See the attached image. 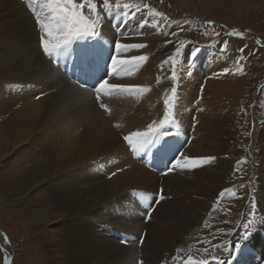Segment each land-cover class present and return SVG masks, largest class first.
Returning <instances> with one entry per match:
<instances>
[{"label": "bare ground", "instance_id": "bare-ground-1", "mask_svg": "<svg viewBox=\"0 0 264 264\" xmlns=\"http://www.w3.org/2000/svg\"><path fill=\"white\" fill-rule=\"evenodd\" d=\"M192 1L219 4L217 0H177L175 3L185 7ZM28 4L29 0H0V156L14 152L25 156V168L33 167L32 173L26 175L15 192H21L23 200L29 197L32 217L36 220L31 223V229H35L34 237L39 240L43 253L35 250L32 261L36 264H139L140 261L143 264H165L166 258L174 254L175 246H180V241L192 232L203 213L208 211L217 192L226 186L233 165L240 158L239 150L232 145L235 133L228 115L231 102L222 100L209 105L203 100L197 109L191 104L194 99L192 90L200 78L206 81V96L209 89L219 95L230 94L227 91L229 85L221 87L213 80L223 66L225 69L233 65L231 59L219 52L215 61L207 62L197 70L195 76L200 78L185 83L187 88L181 93L175 111L177 116H173L176 117L171 124L178 127L179 135L182 131H190L188 146L183 151L179 150L174 145L177 137L172 141L164 138L157 140L163 146L159 156L161 163L170 156L174 164L181 154L190 158L214 159L192 168L167 171L165 176L159 175L145 162L134 158L136 151L144 148L134 150L127 147L123 137L145 129L141 125L138 127L135 120L141 114L148 115L152 104L156 107L151 111L158 112L162 101L161 88L151 87L147 92L133 90L132 93L137 96L133 97L135 101L105 96L103 102L111 109L110 113H106L99 107L95 96L82 89L58 66L65 53L56 63L43 53L39 28ZM110 18L105 20L97 37L107 44L108 35H113L114 39V33L130 29V20L134 19L130 14V20L123 24L125 16ZM145 27L147 25L141 28L139 23L136 28L138 33L119 39L124 44H144L146 47L124 50L123 56L117 58L145 55L148 59L139 63L142 67L138 74H129L128 77L125 72H119V77H113L111 83L145 86L160 81L157 70L170 49L171 38L163 35L164 29L158 30L150 25L147 29ZM111 44L115 47L114 43ZM68 52L74 60L76 52L72 49ZM96 56L97 53H94L95 63ZM77 61L81 60L77 58ZM145 96L151 105L142 103L135 106L139 98ZM164 152L168 156L162 158ZM260 157L262 171L259 184L262 190L258 197L263 211L264 130L260 133ZM106 158L114 160L112 168L116 170L110 180L107 178L110 169L102 171L97 168ZM21 173L6 179L0 173L3 194L7 195L14 181L18 182L24 176ZM159 179H162L164 189L155 188ZM34 187H37L35 193L31 190ZM160 189L167 197L156 199L159 201L156 203L152 198L154 192H161ZM148 191L150 198L142 201L132 195L133 192ZM39 194L46 195L51 207L49 210L59 217L58 226L47 232L40 230L42 225L39 222H49L50 219L43 210L36 214L33 212L34 207H44ZM149 205L154 207L149 221L136 217L145 215ZM18 213L24 216L25 210ZM98 215L106 217V226L133 232L137 243L120 244L115 232L99 226L102 222L96 219ZM142 230H148L146 237L141 236ZM42 232L45 234L41 237ZM18 233L23 239L22 232L18 230ZM260 233L258 230L251 234L256 235L254 242H258L257 246L264 242V234ZM261 255L264 256V252ZM242 256L239 255L233 264H248L249 259H254L248 253Z\"/></svg>", "mask_w": 264, "mask_h": 264}, {"label": "rangeland", "instance_id": "rangeland-1", "mask_svg": "<svg viewBox=\"0 0 264 264\" xmlns=\"http://www.w3.org/2000/svg\"><path fill=\"white\" fill-rule=\"evenodd\" d=\"M21 1L24 2L25 0ZM240 1H245L247 4L238 3L235 0H217L219 4L213 5H207L208 2L202 3L199 1H192L189 6L179 7L176 6L177 3H175L177 0H122V2L135 3L141 9V11L136 13V16L133 20H130V14L131 12L135 11V9H130L129 11L131 12H129V15L125 17L126 19L123 24L130 20L129 25H132L130 29L125 28L119 32H115L114 34L116 37L114 39H112L113 35H108L107 38L109 39V44H107L102 38H94L87 41H77L74 43L72 50L76 52L77 58L81 60V57L83 56V60L88 58L90 59V63H84V71L79 77L77 76V71L80 67V62L77 61V59L76 61L73 60L71 58V53H65V56L62 57L58 62V66L61 67L68 77L76 81L79 86L80 84H84L85 87L81 88L87 90L92 96H95L93 88L94 86H97V82L101 78L107 79L109 83H111L110 80L113 77H119V73H112L110 57L113 55L117 57L123 56L122 54L124 50L117 51L112 44L110 45V43L115 44L117 40L120 41V37H130L133 34L138 33L136 31L137 25L148 16V11L150 8H155L157 11L165 13L170 18L169 23L171 26L164 24L162 19L159 20V23L160 25H163L161 28L164 29L163 35L165 37L171 38V46L170 49L165 53L166 56L163 57L162 63L159 64L160 68L158 67L157 70V76L159 73L161 76L160 81H154L149 85L143 86L148 89L158 86L161 88V108L157 113H154V110L151 111V109L155 108L156 106L152 104L153 107L149 106L151 108H148V115L144 116L141 114L138 116V119L135 120V123L139 125L138 127L141 125L146 130L148 125L153 121L158 123L159 120L163 118V114L167 110L164 105V100L169 95H171V90L173 87L176 88V100L172 106V112L175 113V105L179 104L181 93L183 92V89L187 88L185 83L189 81H196L197 78H200L195 76L197 70L203 67L207 62L209 64L215 61L217 54L222 52L221 48L223 47V42L225 40L228 42L227 48L222 52V54L228 60L231 59L230 62H232L233 65L225 67V69H228L227 72L224 71L223 66L220 72L216 73L217 76L214 75L216 78L213 81L219 82L221 87L229 85L227 91L229 90L230 94L225 96L219 95L217 93H213V91L209 89L207 93L208 95L206 96V81L204 79L202 81L200 78L192 90L191 95L194 99L191 104L193 108L197 109L200 105V102L203 100L205 103L208 102L209 105H214L215 102L217 103L222 100V102L225 103L231 102L232 107H230V112L228 115L232 120L235 133V138L232 145H235V147L239 150L238 156L240 157L239 160H237L233 165L232 175L235 177L230 175V178L227 179L226 186H224L223 189H220L212 199V202L209 205L210 209L208 208V211L203 213L200 222L194 226L192 232L184 237L182 241H180V246H175L174 254H170L166 258V261L164 262L165 264H184V262L187 261L188 256H192L194 260L211 259L210 257L212 255V251L208 249L206 245H202L203 247H198L196 243L200 242L201 240L208 239V235H205L207 230L202 229V227L206 218L208 220V213L212 209L215 199L222 191H226L228 195L232 197L234 194H239L241 198L237 201V205L233 204L230 200L227 202H221V206L228 210V217L217 221L216 224H221L222 226L226 225L229 229H231L229 225H232L233 221H236L235 219H238L239 217L241 219V216H243V214L241 215L239 212L240 207L248 198L252 189L255 191V193L253 192L252 197L260 205V199L258 197L262 190L261 184H259L262 171L260 157V133L262 130H264V0ZM77 2H80V0H77ZM97 3L98 10L101 12V16L104 17L100 27L101 32V29H103V26L105 25L104 23H106L105 20H110L111 18L108 17L107 14L102 10L100 6V0H97ZM112 3H115V1ZM145 4H147L149 8H144ZM190 9L191 11H189ZM84 11L87 13V8H85ZM148 19L151 21L152 17H148ZM171 21H175L176 23H171ZM206 21H213L214 23L208 25L205 23ZM134 22H136V24H134ZM149 25H147L145 29H147ZM232 29L239 30L243 33V36L227 35V33ZM205 32H207V35H205ZM172 33H176V35L174 36ZM214 33H220V35L215 36ZM257 41H259V43ZM120 42L122 43V41ZM180 44H184V48L182 50V56L177 58L179 60L176 65L178 76L176 80H172V63L170 58L174 57L175 49L179 47ZM196 47L200 48V52L198 53L195 62L191 67H189L187 64L188 58L191 51ZM240 49H243V52H241ZM85 50L88 52L87 56L84 55ZM94 53H97V62L94 64V68L91 70V74L89 75L86 72V68L89 65L92 67L91 60ZM241 65L243 66V71H237ZM141 67L142 65L139 64L130 75L132 76L138 74V70L141 69ZM107 71H111V74L107 78L102 77V73H107ZM130 75L128 74L127 76L130 77ZM132 91L133 90L128 92L118 90L117 92L112 91V95L110 96H116L115 98L117 99L121 98L123 100L135 101L133 97L137 96L136 94H133ZM204 92L205 96L203 95ZM146 100L147 96L139 98V101L135 106H140L142 103L151 105L150 101L147 102ZM110 112L106 111V113ZM194 119L195 116H193V122ZM174 120L175 119H173V121ZM167 127L169 130H172L174 125L170 124ZM123 142L127 147H130L125 140ZM162 147L163 146L156 141L154 145H148L144 147L143 150L136 151L133 156L135 159L145 162L146 166L149 168L153 164L150 163V161L152 160V157L155 158V156L152 155L143 158L140 156L137 157L136 154H141L144 150H158ZM177 151L179 150L177 149ZM159 156L160 154L157 155L156 159H159ZM167 156V152H164L162 158ZM25 159V156L17 155L14 152H9L6 154V156H0V166L3 164V166L0 167V173H2L4 176L3 179L13 178L18 172H22L21 174L24 175L18 182L14 181V186L13 188L8 189L6 192L7 195L3 194V191L0 189V264H36L32 261V257H35V250L42 252L40 244H38L39 240L37 241V238L34 237V235L36 236L35 229H31V223L36 220H34L32 217V206H30L29 199H27L29 197H27L26 200H23V195L20 194L21 192H17V194L15 193L18 189V186L21 184L20 182L26 177L28 173H32L31 171H33V167L25 168V166H27V163L24 162ZM172 160L174 159L169 156L164 163H161L160 161L159 168H164L165 170L163 176H165L169 168H172L170 166L172 164ZM245 162L249 163L248 167L244 165ZM239 169L242 170L240 171ZM254 180L256 183L252 185ZM231 181L235 182L231 183ZM240 182L243 184L240 188H238ZM247 183L249 186H246ZM34 188L31 189L33 193H35L37 190V187ZM155 188L164 189L162 185V179L158 180ZM241 189H245L243 196H241L239 192ZM147 193H150V191ZM158 193L160 192L157 191V194ZM157 194L154 192L152 201L156 200L155 196ZM39 199L44 207H34V214L43 210L44 215L50 219L49 222H39L40 225H42L40 230H43V232L53 230L58 226L59 217L49 210L51 207L47 202V197L45 194H39ZM157 202L159 201L156 200V203ZM23 209L25 210L24 216L18 213L24 212ZM211 214L215 217H219L223 214V211H217L216 213L212 212ZM262 214L263 215H260L258 218V223L264 222V209ZM34 217L38 219V216L34 215ZM96 219L102 222L99 226L106 229V217L98 215L96 216ZM240 219H238V221ZM235 224H233V227ZM18 230L22 232L23 239L19 238ZM224 230L227 233L230 232L225 228ZM258 230L260 229H255L253 232ZM43 232L40 234L41 237L45 234ZM146 235H148V230H146ZM231 237L233 236L228 235L224 239L222 243L223 249L230 245ZM262 238L264 239V236H262ZM256 243L258 242H253L250 247L245 248L240 254H238V256L240 255L243 257L242 255L248 253L251 254L254 259L261 258L264 260V256L261 255L262 252H264V242L260 243V247H257ZM252 247H254L253 253L251 251ZM205 249H207V251H205ZM173 257H176V259H173ZM178 257L181 260H178ZM209 264H211L210 261Z\"/></svg>", "mask_w": 264, "mask_h": 264}, {"label": "snow or ice", "instance_id": "snow-or-ice-1", "mask_svg": "<svg viewBox=\"0 0 264 264\" xmlns=\"http://www.w3.org/2000/svg\"><path fill=\"white\" fill-rule=\"evenodd\" d=\"M37 5L39 10L37 9ZM30 10L35 16V22L39 28V40L42 45L43 53L50 59L52 63H56L57 59L64 53L72 49L73 44L77 41H87L100 36V27L104 17L101 16V12L98 10L97 0H29L28 4ZM100 6L102 10L109 17L114 16H128L130 9H135L131 12V16L134 18L136 13L141 11L140 7L131 2H122V0H115V3H112V0H100ZM87 8V13L84 11ZM144 8H149L147 4L144 5ZM148 17H152L151 21ZM162 19L164 24L171 26L169 23L170 18L163 12L157 11L155 8H150L148 11V16L145 17L141 23L140 27L143 28L145 25L151 27L160 28L163 25H160L159 20ZM171 23H176L171 21ZM208 25L213 24V21H206ZM176 35V33H172ZM207 35V32H205ZM215 36H219L220 33H214ZM230 36H243V33L237 29H232L227 33ZM259 43V41H257ZM228 42L225 40L223 42V47L221 51L223 52L227 48ZM144 44H124L119 40L115 43V48L117 51L121 50H131L144 48ZM246 47V46H245ZM184 44H180L179 47L175 49L174 57H171L172 71L171 79L176 80L178 73L176 70V65L179 62L177 58L182 56V50ZM243 52V49H240ZM200 52V48H194L188 58L187 64L189 67L195 62V59ZM84 55L87 56L88 52L85 50ZM148 59L145 55L132 56L131 58H117V56H111V70L113 74L119 72H125V74H131L133 70L136 69L137 65L140 62H144ZM167 62V61H166ZM239 63V62H237ZM225 72L228 69H224ZM237 71H243V66L241 65ZM80 87H85L84 84H80ZM131 91L137 90L140 92L149 91L148 88L138 85H124L118 83H109L107 79L101 78L97 82V86H94L93 92L95 94V100L99 102V107L105 111L110 109L106 103L103 102V97L110 96L112 91ZM176 100V88L173 87L171 90V95H169L164 100V105L166 111L163 114V118L157 123L153 121L148 125L145 131H134L130 132L128 135H125L123 139L128 143L130 147L134 150H140L148 145H154L157 140H163V138L172 135L169 128L167 127L173 121V112L172 106ZM214 157H201V158H190L181 154V158H177L173 164L172 168H169L168 171L171 172L176 168L185 169L192 168L197 164H206ZM183 161V162H182ZM115 175V173H113ZM133 196L137 197L139 200L149 199L151 194L147 192H133ZM223 196V193H221ZM160 199H164L163 192L161 190ZM151 207V205H149ZM252 222L249 221V224L245 226V234L241 237V240H247L249 236V228L251 227ZM223 245H220L222 247ZM213 247H218L213 245ZM240 243L236 244V248H240ZM207 251V249H205ZM176 259V257H173ZM212 260H217L218 258L213 255ZM139 264H143V261H140ZM184 264H209L208 259L194 260L192 256H188L187 261ZM222 264V262H221Z\"/></svg>", "mask_w": 264, "mask_h": 264}, {"label": "clouds", "instance_id": "clouds-1", "mask_svg": "<svg viewBox=\"0 0 264 264\" xmlns=\"http://www.w3.org/2000/svg\"><path fill=\"white\" fill-rule=\"evenodd\" d=\"M110 180V179H109Z\"/></svg>", "mask_w": 264, "mask_h": 264}]
</instances>
